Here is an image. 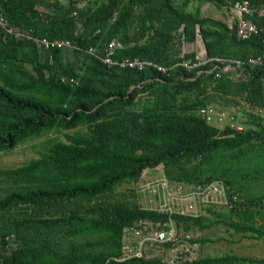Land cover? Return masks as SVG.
I'll return each mask as SVG.
<instances>
[{
    "label": "trees",
    "instance_id": "1",
    "mask_svg": "<svg viewBox=\"0 0 264 264\" xmlns=\"http://www.w3.org/2000/svg\"><path fill=\"white\" fill-rule=\"evenodd\" d=\"M241 1L0 0V11L16 30L76 46L41 49L0 28V153L45 129L80 124L88 129L66 134L65 141L19 168L0 171V185L7 183L0 198V264H165L112 259L120 255L123 227L156 215L140 207L134 187L118 198L115 191L161 164L174 180L231 186L229 176L240 161L264 149V66L232 63L225 70L209 61L192 71L176 67L163 74L110 67L86 50L106 51L119 40L123 47L114 59L139 57L171 66L196 56L182 55L183 46L201 37L209 58L226 63L264 58V20L255 19L262 30L240 42L236 23L229 27L202 17L199 9L187 10L192 2ZM208 105L229 109L243 128L207 123L199 111ZM263 210L264 197H251L228 220L223 211H212L214 218L192 221L201 229L223 224L244 237L264 239ZM6 237L13 241L10 250ZM187 264H264V258L227 253Z\"/></svg>",
    "mask_w": 264,
    "mask_h": 264
},
{
    "label": "built area",
    "instance_id": "2",
    "mask_svg": "<svg viewBox=\"0 0 264 264\" xmlns=\"http://www.w3.org/2000/svg\"><path fill=\"white\" fill-rule=\"evenodd\" d=\"M229 7L237 11L239 16L234 28L237 41H248L262 30L255 19L264 20V5H252L248 0H244L231 3ZM0 28L10 35L35 41L41 49L76 47L69 40L36 38L29 32L16 30L1 11ZM122 47L121 41L114 40L106 51L90 46L86 52L110 67L139 70L154 68L163 74H169L176 67L192 71L201 68L209 61L224 64L225 70L234 68L232 63L242 66L245 64L264 66L262 56L252 57L247 62L238 60L226 63L225 59L219 57H206L205 51L194 57H183L171 66H163L139 57L114 59L116 50ZM62 80L75 83L74 79L63 78ZM199 114L207 123L220 129L227 125L243 128L238 115L229 109L220 110L214 105H208L201 108ZM134 189L140 207L156 215L153 218H141L123 227L120 255L112 258L117 262L158 259L165 264H187L200 261L204 257V245L200 241L201 237L194 234L193 229L197 226L192 220L209 217L212 211L236 210L245 203L241 193L223 181L191 184L174 180L166 175L162 164L143 170L140 179L134 184ZM6 240V248L10 250L14 246L13 241L10 237H6Z\"/></svg>",
    "mask_w": 264,
    "mask_h": 264
},
{
    "label": "rangeland",
    "instance_id": "3",
    "mask_svg": "<svg viewBox=\"0 0 264 264\" xmlns=\"http://www.w3.org/2000/svg\"><path fill=\"white\" fill-rule=\"evenodd\" d=\"M192 46V43H189ZM190 45L188 50H190ZM88 132L87 126L80 124L72 129H64L56 126L53 129H45L40 133L30 135L22 139L14 150L0 153V171L13 170L27 164L30 160L39 158L47 152L50 146L59 141H65V135H82ZM251 163V167H245ZM229 178L233 179L231 186L239 191L244 198L264 197V149L254 150L251 155L244 157L240 165ZM251 176H248L247 173ZM0 185V198L5 195L4 188ZM134 185H122L115 191L114 198L127 193ZM264 211V210H263ZM230 211H224L223 218L229 219ZM214 218V215L209 216ZM235 220V219H234ZM194 234L201 238H209L211 241L204 245L205 256H219L233 253L240 256L252 258H264V239L244 237L242 233L236 232L231 226L223 224L201 229L199 226L193 229Z\"/></svg>",
    "mask_w": 264,
    "mask_h": 264
},
{
    "label": "crops",
    "instance_id": "4",
    "mask_svg": "<svg viewBox=\"0 0 264 264\" xmlns=\"http://www.w3.org/2000/svg\"><path fill=\"white\" fill-rule=\"evenodd\" d=\"M201 12L202 17L210 16L216 19L222 20L229 27H232L233 24L236 23L238 19V13L233 8L229 6H220L211 2H192L188 5L187 10L192 12L198 10ZM189 43H185L182 50V55L185 53L195 52L196 54L203 52V43L202 38L198 37L195 42L190 45V50H188ZM224 213V212H221ZM237 219L236 217L234 218Z\"/></svg>",
    "mask_w": 264,
    "mask_h": 264
},
{
    "label": "water",
    "instance_id": "5",
    "mask_svg": "<svg viewBox=\"0 0 264 264\" xmlns=\"http://www.w3.org/2000/svg\"><path fill=\"white\" fill-rule=\"evenodd\" d=\"M202 43H203V48H204V51H205V56L209 57L207 46H206V43H205V41L203 39H202Z\"/></svg>",
    "mask_w": 264,
    "mask_h": 264
}]
</instances>
